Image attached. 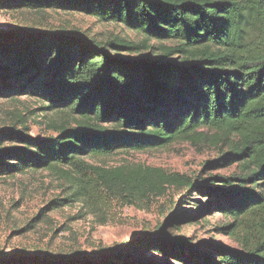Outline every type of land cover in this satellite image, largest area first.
<instances>
[{"label":"trees","instance_id":"16d2710c","mask_svg":"<svg viewBox=\"0 0 264 264\" xmlns=\"http://www.w3.org/2000/svg\"><path fill=\"white\" fill-rule=\"evenodd\" d=\"M22 7L75 10L120 22L147 40L175 41L163 48L175 58L125 61L108 49H136L143 42L100 45L60 34H10L0 41V97L16 93L32 99V107L24 104L17 112L15 124L42 118L56 136L1 133V139L22 146L0 148V176L43 169L76 180L85 174L86 155L174 142L217 148L218 157L207 166L234 170L199 184L143 165L93 167L96 184L107 198L129 204L165 194L171 186L186 188L187 196L196 192L205 202L196 201L186 219L219 214L224 220L219 229L236 237L238 248H215L205 256L154 239H132L120 253L102 257L66 262L15 257L0 264H154L141 258L147 249L170 251L178 264H264V0H0V9Z\"/></svg>","mask_w":264,"mask_h":264},{"label":"rangeland","instance_id":"374dc122","mask_svg":"<svg viewBox=\"0 0 264 264\" xmlns=\"http://www.w3.org/2000/svg\"><path fill=\"white\" fill-rule=\"evenodd\" d=\"M249 30L251 35L256 34L253 26ZM19 31L73 36L100 45L109 41L137 45L143 42L145 47L140 45L136 49L108 48L114 59L125 61L165 62L175 58L166 56L163 51L164 47L176 44L173 40H147L120 22L100 21L75 10L0 9V41L7 42L10 34L17 35ZM24 104L32 107L33 100L16 93L0 97V134L21 132L27 138L39 140L55 137L56 133L48 130L42 118L26 121L23 126L15 124V116ZM40 115L38 113L37 117ZM19 146L22 144L9 139L0 142V148ZM219 153L217 148L174 142L162 148L86 155L81 158L87 165L85 174L76 180L43 169L0 176V261L26 257L35 261L66 262L102 257L120 253L132 239H154L177 250L195 251L205 256L214 254L215 248H238V239L219 229L224 222L219 214L208 212L186 219L185 214L196 211L195 206L199 205L196 201L205 202L196 192L187 196L186 188L171 186L165 194L129 204L119 198H107L96 184L93 168L151 166L159 168L163 174L184 175L199 184L207 176L234 170V166L224 169L207 166ZM9 162L16 163V160ZM81 191L85 194L77 199ZM167 253L147 249L141 258L154 264H178Z\"/></svg>","mask_w":264,"mask_h":264}]
</instances>
